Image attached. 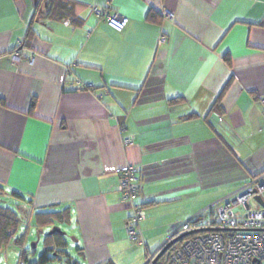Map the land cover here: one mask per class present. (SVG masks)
Listing matches in <instances>:
<instances>
[{"label":"crops","instance_id":"obj_1","mask_svg":"<svg viewBox=\"0 0 264 264\" xmlns=\"http://www.w3.org/2000/svg\"><path fill=\"white\" fill-rule=\"evenodd\" d=\"M45 1L0 0V195L68 209L86 264L143 262L264 174V0H59L62 20ZM128 166L145 248L126 232Z\"/></svg>","mask_w":264,"mask_h":264},{"label":"built area","instance_id":"obj_2","mask_svg":"<svg viewBox=\"0 0 264 264\" xmlns=\"http://www.w3.org/2000/svg\"><path fill=\"white\" fill-rule=\"evenodd\" d=\"M93 13L118 32H122L129 23L127 17L111 14L108 9L94 7ZM163 15L169 21H174V14L170 11H164ZM166 40V36H161L159 44H164ZM21 51H24L23 43ZM34 56V52L30 51L27 56L29 63L34 62ZM14 58H20V53H15ZM77 86L80 90L85 89L83 85ZM124 143L132 144L133 138L125 139ZM141 189L138 169L134 166L126 167L118 181L121 201L132 211L126 232L134 245L145 246L140 224L147 215L137 202ZM257 198L264 204V174L243 187L234 197L209 207L202 214L180 225L169 241L182 234L202 229L207 231L184 238L178 242L180 246L173 249L176 243L163 256L169 254L163 261L162 257L154 263L155 254L147 258L146 264H264V205ZM209 213L215 216L214 226L206 218Z\"/></svg>","mask_w":264,"mask_h":264},{"label":"trees","instance_id":"obj_3","mask_svg":"<svg viewBox=\"0 0 264 264\" xmlns=\"http://www.w3.org/2000/svg\"><path fill=\"white\" fill-rule=\"evenodd\" d=\"M46 3L48 5V10L51 12L52 16L57 17L58 19H65L70 16L72 13L71 7L68 5H65L59 0H46ZM38 5H40L38 0ZM29 37V36H27ZM27 40L23 42V45H26ZM225 61L230 65L231 60L227 56L225 58ZM230 85V82L227 84V86L222 91L221 95L219 96L218 102L222 99L223 95L225 94L228 86ZM93 87H86L85 89H91ZM34 105V104H33ZM33 107V106H32ZM11 196L14 199L24 201L25 197L21 195V193L12 191ZM30 202V200H28ZM20 206V204H19ZM34 216L37 218V222L41 226H46L54 221H58L60 223H70L71 217L70 213L68 212V209L58 211V212H37L34 214ZM19 220L17 215L10 210L9 208H4L0 206V249L8 244L12 238L16 236V233L19 228ZM215 223L212 222V226H214ZM24 237L18 239L16 243L23 247V250L20 252L19 256V262L18 264L24 263L27 264L29 262V250L24 249ZM181 243H178L173 249L180 246ZM69 244L66 240V235L62 233H54L52 235H48L46 238L45 243V251L44 254L40 257L37 263L35 264H50L52 262H59L58 264H81L78 261H75L71 259L70 255L68 253L62 252L65 248H68ZM76 252L80 255H82V249L79 246H76ZM50 253H55V256L52 258L50 257ZM64 254V258H62V255ZM167 254L165 257L162 258V261L168 256ZM83 256V255H82ZM105 264H111V263H105Z\"/></svg>","mask_w":264,"mask_h":264},{"label":"rangeland","instance_id":"obj_4","mask_svg":"<svg viewBox=\"0 0 264 264\" xmlns=\"http://www.w3.org/2000/svg\"><path fill=\"white\" fill-rule=\"evenodd\" d=\"M0 206L12 210L17 215L20 222L16 236L0 249V264H18L19 256L21 254L20 252L23 250V247L18 245L16 241L22 237L25 239L24 249L29 250V262L27 264L37 263L40 257L44 254L46 238L54 227H59L66 233V240L69 247L62 250V252L68 253L71 259L78 261L81 264H86L84 257L76 252L75 247L78 245H76L75 241L79 239V235L74 230L75 224L73 223V225H71L72 219L70 221L71 224L54 221L49 225L41 226L38 224L37 218L33 214H30L29 211L23 210L22 207L19 206V202L17 200L12 199L5 194L0 195ZM206 218L209 222L215 221V216L212 213H210ZM136 247L145 248V246L138 245H136ZM54 256L55 253H50V257L53 258ZM64 257L65 256L63 254L62 258ZM134 258L137 259V257ZM147 261L148 260L145 258V254H143V262L139 263L138 261L136 264H146ZM58 263L59 262L57 261L50 264ZM132 264H135L134 260Z\"/></svg>","mask_w":264,"mask_h":264},{"label":"water","instance_id":"obj_5","mask_svg":"<svg viewBox=\"0 0 264 264\" xmlns=\"http://www.w3.org/2000/svg\"><path fill=\"white\" fill-rule=\"evenodd\" d=\"M257 200L262 204V200L260 198H257ZM207 231V229H202V230H198V231H194V232H190V233H186V234H182L178 237H175L174 239H172L171 241H169L168 243H166L157 253L155 259H154V263L158 262L176 243H178L179 241L183 240L186 237H189L193 234H197L200 232H205ZM54 233H62L64 235H66L65 232H63L59 227H54V229L48 234V235H52ZM154 254V255H155Z\"/></svg>","mask_w":264,"mask_h":264},{"label":"flooded vegetation","instance_id":"obj_6","mask_svg":"<svg viewBox=\"0 0 264 264\" xmlns=\"http://www.w3.org/2000/svg\"><path fill=\"white\" fill-rule=\"evenodd\" d=\"M43 5H45V6L48 8V5H47L46 1L44 2V4H43Z\"/></svg>","mask_w":264,"mask_h":264}]
</instances>
